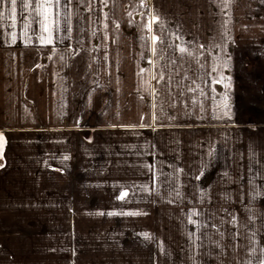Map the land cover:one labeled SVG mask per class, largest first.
I'll list each match as a JSON object with an SVG mask.
<instances>
[{
  "label": "crops",
  "instance_id": "crops-1",
  "mask_svg": "<svg viewBox=\"0 0 264 264\" xmlns=\"http://www.w3.org/2000/svg\"><path fill=\"white\" fill-rule=\"evenodd\" d=\"M0 13V264H76L84 217L173 210L216 218L213 263L264 264V0Z\"/></svg>",
  "mask_w": 264,
  "mask_h": 264
},
{
  "label": "rangeland",
  "instance_id": "rangeland-1",
  "mask_svg": "<svg viewBox=\"0 0 264 264\" xmlns=\"http://www.w3.org/2000/svg\"><path fill=\"white\" fill-rule=\"evenodd\" d=\"M210 182L204 180V184ZM84 218L91 220L89 227ZM84 218L76 234V264H151L156 255L162 264H197V260L215 264L214 217L189 218L179 210L170 216L121 215L112 218L111 228L107 226L110 219L103 216Z\"/></svg>",
  "mask_w": 264,
  "mask_h": 264
},
{
  "label": "snow or ice",
  "instance_id": "snow-or-ice-1",
  "mask_svg": "<svg viewBox=\"0 0 264 264\" xmlns=\"http://www.w3.org/2000/svg\"><path fill=\"white\" fill-rule=\"evenodd\" d=\"M6 2L10 4L11 16H12V19L14 20L15 16H16L17 0H6ZM20 2H21V4H23V0H20ZM3 3H5V0H0V4H3ZM25 6L27 7L29 5H25ZM0 16H2V13H0ZM153 20L154 21L158 20V17H153ZM148 27H149V30H151V24H149ZM45 31H47V28H45ZM152 39H153V43L155 44L158 40V37L153 36ZM47 42L51 43V35L49 36ZM153 51H155V48L153 49ZM179 51L181 53H184V52H186V49L184 47H180ZM2 138H3V136H2V134H0V139H2ZM125 195H127V193L122 194L121 197H119V198L123 199ZM110 214H114V213H110ZM130 214H137V213H130ZM194 215H195V213H194Z\"/></svg>",
  "mask_w": 264,
  "mask_h": 264
},
{
  "label": "trees",
  "instance_id": "trees-1",
  "mask_svg": "<svg viewBox=\"0 0 264 264\" xmlns=\"http://www.w3.org/2000/svg\"><path fill=\"white\" fill-rule=\"evenodd\" d=\"M172 42L174 44V47L179 50L180 43H179V38H178L177 32H174V35H173V38H172ZM215 88H216V91H218L220 93L223 92V88L220 85H217ZM2 145H3V148L6 146V142L4 140L2 142ZM0 153H1V155H3L4 154V150H2ZM2 161H3V159H2Z\"/></svg>",
  "mask_w": 264,
  "mask_h": 264
}]
</instances>
